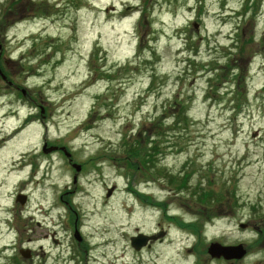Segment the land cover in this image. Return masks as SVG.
Returning a JSON list of instances; mask_svg holds the SVG:
<instances>
[{"label":"rangeland","instance_id":"374dc122","mask_svg":"<svg viewBox=\"0 0 264 264\" xmlns=\"http://www.w3.org/2000/svg\"><path fill=\"white\" fill-rule=\"evenodd\" d=\"M0 44L12 83L44 102L45 137L99 163L74 198L88 264H228L208 255L213 242L242 243L238 264H264V0H0ZM0 86L19 111L2 125L0 110L7 131L28 104ZM42 134L33 125L6 144L30 150ZM148 146L159 150L150 165L129 160ZM60 160L63 192L76 172ZM62 222V264H78ZM156 231L162 244L133 250L131 236Z\"/></svg>","mask_w":264,"mask_h":264},{"label":"flooded vegetation","instance_id":"af4514ba","mask_svg":"<svg viewBox=\"0 0 264 264\" xmlns=\"http://www.w3.org/2000/svg\"><path fill=\"white\" fill-rule=\"evenodd\" d=\"M7 67V61L1 56L0 68L6 80L0 75V83L5 84L9 93L13 90L21 91L9 79ZM20 94L21 97L15 98L16 103L20 101V104H28V112L14 128L7 131L0 128V264H62L61 258L65 259L61 253L63 217L67 221L65 227L71 233V244H76V253L72 254L75 261L82 263L80 257L84 256L85 264H88L91 243L83 234L85 214L77 211L74 198L80 192V179L87 165L96 163L98 166L99 163L89 160L78 164L72 157L69 159L61 149L63 146L45 137L47 111L44 102L28 96L26 90H22ZM2 100H8L7 106L0 108L6 109L1 122L3 125L5 118L19 111L12 106V97L0 93V101ZM33 125L38 126L43 133L39 145L30 150L22 145L8 147L7 142L22 135ZM61 156L66 158L65 165L76 172L71 186L63 192L60 187ZM75 164L79 166V170L74 168ZM152 200L154 201L153 198ZM161 203H164L163 200ZM161 206L157 207L162 209ZM69 220L72 223L69 224ZM260 225V244L264 248V216ZM248 228L258 231L254 224H247ZM162 243L161 240L156 241L152 247ZM143 250L138 253L141 254ZM238 262L240 261H226L228 264Z\"/></svg>","mask_w":264,"mask_h":264},{"label":"water","instance_id":"95a60500","mask_svg":"<svg viewBox=\"0 0 264 264\" xmlns=\"http://www.w3.org/2000/svg\"><path fill=\"white\" fill-rule=\"evenodd\" d=\"M0 50H1V47H0ZM0 74H2L1 70H0ZM62 150L66 151L65 148H62ZM67 156H69V155H67ZM74 168L76 170H79V166H77V165H74ZM240 227L242 229H245L247 226L245 224H241ZM163 235L164 234H161L159 236H147L145 234H139L138 236L133 237L131 239V246L134 248L135 251H140L143 247L147 246V244L150 241H156L159 238H162ZM207 252L211 258H214V259L223 258L226 261L241 260L246 255V250L243 248V245L223 246L219 243L210 244Z\"/></svg>","mask_w":264,"mask_h":264},{"label":"trees","instance_id":"16d2710c","mask_svg":"<svg viewBox=\"0 0 264 264\" xmlns=\"http://www.w3.org/2000/svg\"><path fill=\"white\" fill-rule=\"evenodd\" d=\"M178 123H180L179 120H178ZM137 148L132 147L127 150V153L129 155V160L134 159V161L145 162L146 166L150 165V160L154 159L156 157L155 155H157V152L159 151L157 149V146L154 148H151V147L149 148L148 146L147 149H145L146 154L144 153V155H141L142 151L141 150L139 151ZM130 166L132 168L134 167V165H130ZM186 184L187 182H185L183 186L182 184H180V186H182L180 189L186 188ZM134 192L137 193L136 191ZM140 196L143 197V195H140ZM195 196L198 197L199 201H202L203 203H212L214 199L217 198V196L212 191H209V192L203 191V193L198 192ZM184 224H185V227L193 231V233L197 234L199 227L196 223L190 222V223H184Z\"/></svg>","mask_w":264,"mask_h":264}]
</instances>
